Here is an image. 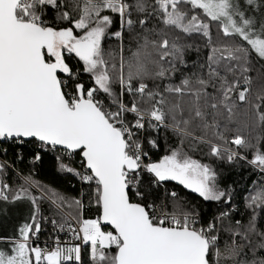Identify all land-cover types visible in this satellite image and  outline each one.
<instances>
[{
  "label": "snow or ice",
  "instance_id": "6c2138e0",
  "mask_svg": "<svg viewBox=\"0 0 264 264\" xmlns=\"http://www.w3.org/2000/svg\"><path fill=\"white\" fill-rule=\"evenodd\" d=\"M0 156V264H264V0H0Z\"/></svg>",
  "mask_w": 264,
  "mask_h": 264
},
{
  "label": "trees",
  "instance_id": "16d2710c",
  "mask_svg": "<svg viewBox=\"0 0 264 264\" xmlns=\"http://www.w3.org/2000/svg\"><path fill=\"white\" fill-rule=\"evenodd\" d=\"M16 151H23L25 153V158L22 163H18L16 167L21 170L23 173L32 171L35 175V179L41 182L43 185H46L50 188L56 189L60 192H63L67 195H75L79 189V183L70 175H63L57 171V163L54 157L51 154L44 155L41 161H37L34 165L30 163L32 157L30 154V149L28 148H17ZM163 154V144L161 149L154 158H157L159 155ZM3 156H0V159H3ZM12 158V152L9 153V159ZM196 158H201L199 155ZM204 162H210L207 159H204ZM223 169L226 174L224 177L225 184H233L234 187L238 190V197L244 195L243 192L239 191L242 188H248L252 186V181L257 179V175L252 172L248 167L240 168H228L224 165L219 166ZM75 185V187H73ZM178 190L182 195H187L189 199L193 202H198L200 206L207 211V215H211L210 210H214L216 205L214 203H206L202 201L196 194L186 192L182 187L177 186ZM34 194L39 195V190H35ZM5 206L0 203V209H3ZM7 212L0 210V235H9L13 231L17 230L18 227L25 222L29 215L30 205L27 202H20L16 206H7ZM41 210L43 215H51L49 211L48 203L41 202ZM86 215H92V213H86ZM49 232H52V227L50 224L42 223V231L39 234V238H43L48 235ZM85 264H87V256L84 257Z\"/></svg>",
  "mask_w": 264,
  "mask_h": 264
},
{
  "label": "built area",
  "instance_id": "2783aa9c",
  "mask_svg": "<svg viewBox=\"0 0 264 264\" xmlns=\"http://www.w3.org/2000/svg\"><path fill=\"white\" fill-rule=\"evenodd\" d=\"M50 233H51V232H49V234H50ZM49 234L46 235V236H44V237L41 238L40 240H41V241H44V240L48 239ZM60 235H61V239H62V240H68V239L70 238L69 236H65L64 234H60Z\"/></svg>",
  "mask_w": 264,
  "mask_h": 264
},
{
  "label": "rangeland",
  "instance_id": "374dc122",
  "mask_svg": "<svg viewBox=\"0 0 264 264\" xmlns=\"http://www.w3.org/2000/svg\"><path fill=\"white\" fill-rule=\"evenodd\" d=\"M13 232H14V231H13ZM13 232H12V233H13ZM12 233H10V234H12ZM10 234H9V235H10Z\"/></svg>",
  "mask_w": 264,
  "mask_h": 264
}]
</instances>
